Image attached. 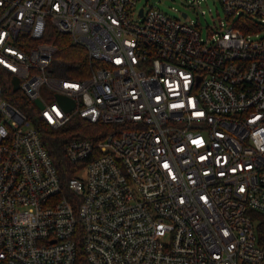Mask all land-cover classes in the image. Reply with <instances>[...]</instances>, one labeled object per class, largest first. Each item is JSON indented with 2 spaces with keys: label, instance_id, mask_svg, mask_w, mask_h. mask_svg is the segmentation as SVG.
<instances>
[{
  "label": "built area",
  "instance_id": "2783aa9c",
  "mask_svg": "<svg viewBox=\"0 0 264 264\" xmlns=\"http://www.w3.org/2000/svg\"><path fill=\"white\" fill-rule=\"evenodd\" d=\"M137 1L0 0V264H264V0H219L205 37ZM74 118L112 128L67 139L62 178L34 122Z\"/></svg>",
  "mask_w": 264,
  "mask_h": 264
},
{
  "label": "trees",
  "instance_id": "16d2710c",
  "mask_svg": "<svg viewBox=\"0 0 264 264\" xmlns=\"http://www.w3.org/2000/svg\"><path fill=\"white\" fill-rule=\"evenodd\" d=\"M40 40L54 44L56 46L55 56L67 63H71L77 68V71L69 70L67 72L69 77L81 78L88 74L90 62L86 50L80 45L73 44L68 34L56 32L51 27H48ZM0 79H2V76H0ZM6 86L8 88L7 94L10 98L14 99L15 96H19L18 91L13 92L11 90L9 80L6 81ZM17 99L21 106H25L28 103L21 95ZM34 125L39 130L44 144L51 154L62 178L68 177L73 172V167L67 161L63 150L65 141L71 137H86L97 140L103 133L112 128L110 124L99 121L89 122L80 118H74L59 128L51 127L42 119L35 120ZM253 217L257 219L255 228L258 242L264 244V214L253 211Z\"/></svg>",
  "mask_w": 264,
  "mask_h": 264
},
{
  "label": "rangeland",
  "instance_id": "374dc122",
  "mask_svg": "<svg viewBox=\"0 0 264 264\" xmlns=\"http://www.w3.org/2000/svg\"><path fill=\"white\" fill-rule=\"evenodd\" d=\"M190 1L193 0H138L136 7L138 8L142 4L147 6L154 4L178 18H181L180 12L184 11L187 13L188 20L194 19L199 24L201 35L205 37L207 27L213 26V22H216L218 18H224L223 8L219 0H199V5L194 6L188 5ZM173 8L177 10L174 11ZM200 9H204V14L200 13ZM255 222L257 223V219Z\"/></svg>",
  "mask_w": 264,
  "mask_h": 264
},
{
  "label": "water",
  "instance_id": "95a60500",
  "mask_svg": "<svg viewBox=\"0 0 264 264\" xmlns=\"http://www.w3.org/2000/svg\"><path fill=\"white\" fill-rule=\"evenodd\" d=\"M12 88L13 90H16L18 88V79L16 77H13L12 80ZM56 99L57 101L66 109V110H69L73 107L74 105V102L73 100L65 97V96H62L60 94H56ZM35 102L40 106L41 103L39 102V100H35Z\"/></svg>",
  "mask_w": 264,
  "mask_h": 264
}]
</instances>
